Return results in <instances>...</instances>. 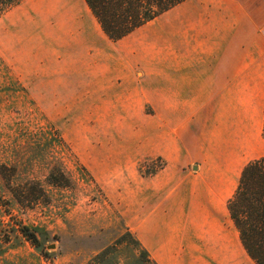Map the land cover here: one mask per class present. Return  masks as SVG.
Here are the masks:
<instances>
[{"label":"rangeland","instance_id":"rangeland-1","mask_svg":"<svg viewBox=\"0 0 264 264\" xmlns=\"http://www.w3.org/2000/svg\"><path fill=\"white\" fill-rule=\"evenodd\" d=\"M164 54L107 39L84 0L0 16V264H253L226 203L264 155L260 110H191Z\"/></svg>","mask_w":264,"mask_h":264},{"label":"crops","instance_id":"crops-1","mask_svg":"<svg viewBox=\"0 0 264 264\" xmlns=\"http://www.w3.org/2000/svg\"><path fill=\"white\" fill-rule=\"evenodd\" d=\"M134 35L151 51L165 53L168 86L174 87L164 92L182 94L191 110L205 106L196 102L200 92L209 109L226 108L234 97L240 101L242 94L251 93L263 130L264 0H186L122 40ZM194 115L192 111L173 123L186 124Z\"/></svg>","mask_w":264,"mask_h":264},{"label":"trees","instance_id":"trees-1","mask_svg":"<svg viewBox=\"0 0 264 264\" xmlns=\"http://www.w3.org/2000/svg\"><path fill=\"white\" fill-rule=\"evenodd\" d=\"M22 1L0 0V16ZM184 1L84 0V3L106 38L116 42ZM226 210L246 256L254 264H264V157L243 166ZM20 231L30 243H37L26 228Z\"/></svg>","mask_w":264,"mask_h":264}]
</instances>
